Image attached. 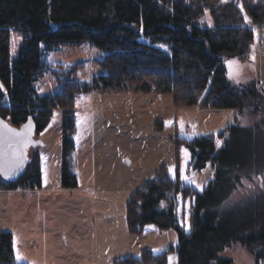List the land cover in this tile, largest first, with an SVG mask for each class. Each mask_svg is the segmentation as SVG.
I'll use <instances>...</instances> for the list:
<instances>
[{
    "label": "trees",
    "instance_id": "1",
    "mask_svg": "<svg viewBox=\"0 0 264 264\" xmlns=\"http://www.w3.org/2000/svg\"><path fill=\"white\" fill-rule=\"evenodd\" d=\"M12 31L25 34L14 58ZM258 39L264 44V0H0V116L15 127L33 118L40 139L61 109L62 186L75 189L74 108L80 94L156 92L170 94L177 106L233 109L234 123L223 132L177 140L191 150L195 169L208 164L216 169L203 191L179 175L172 177L163 166L129 199L131 234L155 225L161 231L176 230L179 243L160 254L146 249L114 264H167L171 253L178 255L179 264H231L220 253L237 244L262 264L264 190L245 209L218 212L245 182L264 178V91L256 81L234 83L225 65L232 59L249 60ZM86 43L107 53L99 61L107 74L81 82L79 65H59L63 70L54 73L63 91L39 95L36 83L52 66L44 62L43 50ZM248 114L254 121L242 127ZM218 140L223 144L217 146ZM39 148L29 152L30 162L17 181L0 177V190L42 187ZM179 196L191 200L190 232L179 222ZM0 264H24L15 259L11 232L0 231Z\"/></svg>",
    "mask_w": 264,
    "mask_h": 264
},
{
    "label": "rangeland",
    "instance_id": "2",
    "mask_svg": "<svg viewBox=\"0 0 264 264\" xmlns=\"http://www.w3.org/2000/svg\"><path fill=\"white\" fill-rule=\"evenodd\" d=\"M205 20L211 26L208 13ZM24 38L23 32L12 31L13 58ZM162 48L169 50L166 45ZM42 54L44 62L52 66L36 83L39 95L63 91L64 85L54 73L63 70L59 65H79L81 82L92 83L95 77L107 74L99 64L107 53L89 43L43 50ZM230 61L235 63L230 65ZM225 65L231 81H256L264 91V45L259 39L249 60L232 59ZM74 110L78 187L62 186L63 111L57 109L39 135L43 142L39 148L42 187L34 191L0 190V231L13 234L16 256L19 252L22 257L19 261L114 264L116 259L139 256L146 249L160 254L177 245L179 234L174 229L161 231L149 225L142 234H131L127 223L129 199L163 166L169 168L172 177L179 175L184 183L203 191L215 178L216 169L212 164L195 169L191 150L177 140L217 135L234 123L236 112L177 106L170 94L98 91L80 94ZM253 121L248 114L240 124L248 127ZM182 174L188 179H182ZM263 190L264 178L245 182L218 209L219 214L237 207L245 209ZM177 210L181 226L190 232L191 200L179 196ZM220 258L231 264H256L255 257L240 244L226 248ZM167 264H179L178 255L171 253Z\"/></svg>",
    "mask_w": 264,
    "mask_h": 264
},
{
    "label": "water",
    "instance_id": "3",
    "mask_svg": "<svg viewBox=\"0 0 264 264\" xmlns=\"http://www.w3.org/2000/svg\"><path fill=\"white\" fill-rule=\"evenodd\" d=\"M31 124V132L30 134L26 131V126ZM4 125L7 128L15 130L17 133L25 134L30 139L31 143L28 144L27 148L24 149L23 161L20 163L19 167H16L17 159L10 155L6 154L4 150L3 143H0V177H2L7 182H15L19 179V177L24 173L26 170L27 165L30 162L29 152L32 149H37L43 145L41 139H36L37 128L36 123L33 118H29L23 125L20 127L12 126L6 119L0 116V140L7 137L9 134L6 133L4 129ZM5 171L9 172L10 178H6L3 174Z\"/></svg>",
    "mask_w": 264,
    "mask_h": 264
},
{
    "label": "snow or ice",
    "instance_id": "4",
    "mask_svg": "<svg viewBox=\"0 0 264 264\" xmlns=\"http://www.w3.org/2000/svg\"><path fill=\"white\" fill-rule=\"evenodd\" d=\"M210 23V22H209ZM161 47H163V45H161ZM235 61H230L229 64H234ZM182 126V125H181ZM6 133H8L9 135L5 138H3L2 140H0V143H3L4 145V150L6 154H10L12 156H14L17 159V164L16 167L20 166V163H22L23 161V155H24V149L27 148L28 144L31 143L30 139H28V136L25 134H21V133H17L15 132V130L7 128L6 125L3 126ZM26 131L30 134L31 132V124L29 123V125L26 126ZM220 141H217V146H219ZM187 155V153H186ZM5 175L6 178H10L9 172L5 171L3 173ZM182 179L187 180L188 178L186 176H183V174L181 175ZM191 182V181H189ZM199 187V185H198ZM159 251V250H156ZM22 257L20 256L19 252H17V260H21ZM171 260V258H169Z\"/></svg>",
    "mask_w": 264,
    "mask_h": 264
},
{
    "label": "crops",
    "instance_id": "5",
    "mask_svg": "<svg viewBox=\"0 0 264 264\" xmlns=\"http://www.w3.org/2000/svg\"><path fill=\"white\" fill-rule=\"evenodd\" d=\"M260 42V41H259ZM262 44V43H261ZM262 45H264V44H262ZM15 246V245H14ZM15 259H16V261L18 262V263H24V264H28V263H26V262H20V261H18L17 260V256H16V252H15Z\"/></svg>",
    "mask_w": 264,
    "mask_h": 264
}]
</instances>
